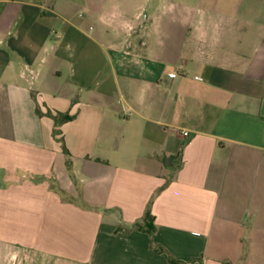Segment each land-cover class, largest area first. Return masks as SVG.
Listing matches in <instances>:
<instances>
[{"label": "crops", "instance_id": "obj_1", "mask_svg": "<svg viewBox=\"0 0 264 264\" xmlns=\"http://www.w3.org/2000/svg\"><path fill=\"white\" fill-rule=\"evenodd\" d=\"M0 264H264V0H0Z\"/></svg>", "mask_w": 264, "mask_h": 264}, {"label": "trees", "instance_id": "obj_2", "mask_svg": "<svg viewBox=\"0 0 264 264\" xmlns=\"http://www.w3.org/2000/svg\"><path fill=\"white\" fill-rule=\"evenodd\" d=\"M40 115H43V113L38 110ZM47 116L51 117L54 121V130H53V136L54 138L61 142L62 144V148H63V152L66 155H70L69 150L67 149L66 145H65V140L63 137V132L61 130V126L66 123L69 122L73 119V116H71L69 113H52L51 111H48L46 113ZM151 220L150 214H147L145 217V220ZM148 226V231L151 235H153L156 232V227H154L153 225H151L150 223L147 224ZM137 228H140L139 225H136ZM164 252H167L165 249H163ZM170 258L172 259V256L170 255Z\"/></svg>", "mask_w": 264, "mask_h": 264}, {"label": "built area", "instance_id": "obj_3", "mask_svg": "<svg viewBox=\"0 0 264 264\" xmlns=\"http://www.w3.org/2000/svg\"><path fill=\"white\" fill-rule=\"evenodd\" d=\"M169 76L171 77V78H178L179 80L182 78V76L180 75V74H178V73H170L169 74ZM185 136H188L189 135V133L187 132V131H185L184 133H183Z\"/></svg>", "mask_w": 264, "mask_h": 264}, {"label": "rangeland", "instance_id": "obj_4", "mask_svg": "<svg viewBox=\"0 0 264 264\" xmlns=\"http://www.w3.org/2000/svg\"><path fill=\"white\" fill-rule=\"evenodd\" d=\"M147 4V3H146ZM148 5V4H147Z\"/></svg>", "mask_w": 264, "mask_h": 264}]
</instances>
